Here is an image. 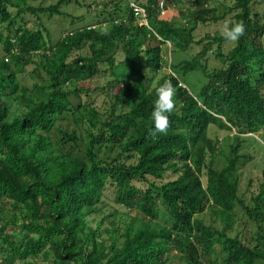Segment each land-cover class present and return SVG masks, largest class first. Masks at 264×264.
<instances>
[{
    "label": "trees",
    "instance_id": "trees-1",
    "mask_svg": "<svg viewBox=\"0 0 264 264\" xmlns=\"http://www.w3.org/2000/svg\"><path fill=\"white\" fill-rule=\"evenodd\" d=\"M31 1L36 0H0V20L8 21L10 30L6 36L0 33L8 58L0 56V198L9 196L12 208L21 210L24 222L15 219L13 226L29 234L19 243L8 232L7 218L0 217L8 264L16 258L37 264L26 260L46 248L45 257L53 255L54 264H167L171 257L184 264H264V172L259 190L247 198L238 168L243 142L233 145L227 164L219 169V140L210 136L215 125L239 135L263 133L264 141V24L253 11L254 0H235L229 32L216 38L196 40V25L183 27L169 8L160 14L161 0H132L147 9L148 24L129 4L127 14L112 19L108 29L87 26L67 33L54 47L42 28L19 25V19L27 11L61 14L67 0L38 8ZM115 9L123 11L120 3ZM221 18L203 7L195 23ZM234 36L236 46L225 54L223 44ZM168 42L181 50L194 43L202 48L151 86L163 68ZM215 45L224 67L211 72L206 60ZM82 46L89 47V55L73 56ZM120 46L125 60L139 68L93 89L101 60ZM32 63L48 77L30 88L21 84L18 73ZM196 70L208 81L194 91L196 84L186 77ZM91 90L105 93L102 106L96 99L83 100ZM73 98L81 101L77 121L93 128L87 160L52 150L48 135L72 110ZM67 134L77 139L79 132ZM103 147L118 151L103 157ZM132 157L135 161L129 162ZM110 183L117 189L116 202L139 212L126 220L120 247L98 239L101 222L93 228L86 220ZM207 209L221 219L222 228L197 216ZM240 209L259 223L248 242L228 232ZM161 213L169 217L167 222L158 220Z\"/></svg>",
    "mask_w": 264,
    "mask_h": 264
},
{
    "label": "rangeland",
    "instance_id": "rangeland-1",
    "mask_svg": "<svg viewBox=\"0 0 264 264\" xmlns=\"http://www.w3.org/2000/svg\"><path fill=\"white\" fill-rule=\"evenodd\" d=\"M132 0H67L61 4V14H52L45 12H35L27 11L24 18L19 19V25H26L30 29H40L42 28L44 34H49L48 40L52 43V47L57 46L60 40L69 32H75L78 29L85 28L87 26L102 27L103 29H108L110 27L112 19L120 20V18L127 14V7L129 2ZM143 4L150 2L149 0H139ZM165 4L172 6L170 8V13H174L177 16V22L183 27L194 26V36L196 40L203 38H216L219 36H224L229 32L230 23L235 19V11H231L230 7L234 6L235 0H161ZM60 0H36L31 1V4L35 7L50 6L58 4ZM122 6L121 12L115 9L116 5ZM253 11L258 12L263 18L262 23L264 24V0H254ZM207 7L209 9H214L218 16H223L220 20H212L208 23H195L196 13ZM16 13V10H15ZM160 14H162L160 12ZM148 23L146 19H143L142 24ZM8 21L0 20V33L6 36L10 33L7 25ZM261 41L264 45V33L261 36ZM237 38L229 37L223 44L222 51L228 54L236 46ZM202 46L198 44H192L187 50H181L175 48L171 43H167L164 46L165 58L163 61V68L160 72L155 75V79L151 83V86H155L158 80L166 73H173V65L178 64L186 59H192L198 52H200ZM217 45L210 51L209 56L206 60L208 63L210 71L214 69L224 67L221 60L216 56ZM78 53L82 55H89V47L82 46L74 51L73 56ZM0 56H6L4 50V44L0 40ZM40 57H36L37 62L40 61ZM8 60V58L6 59ZM113 60V65L110 63ZM139 63L127 62L125 60V52L120 46L117 49L111 51L108 55L104 56L100 62V68L102 71L98 73L91 80V87L93 89H102V87L109 86V83L116 78H123L124 76L137 71L139 68ZM36 64H28L23 67H19L18 79L21 84L26 85L30 88L36 84L44 83V79L48 76L46 72L39 68L36 70ZM41 75H38V74ZM182 74V73H181ZM44 77V79H43ZM183 77V76H182ZM186 77V76H185ZM190 80L191 84H196L192 86V89L196 91L200 86L208 81L207 76L204 72L196 70L186 77ZM190 84V85H191ZM101 86V87H97ZM96 99V104L102 106L105 99V93L102 90H91L88 94H85L84 101H93ZM73 108L70 112L65 113V115L57 122L54 128L49 132L50 140L53 144L52 150L55 149L57 153L70 154L73 157H78L81 159H88V143L90 138L88 134L90 125L87 122H78L81 120L80 111L76 108L80 105V100L78 98H73ZM13 108H17V103H12ZM77 131V139H72L69 137L67 132L73 133ZM97 130L96 128L94 129ZM97 132V131H96ZM84 134V136H83ZM263 133H256L239 135L236 130L221 129L218 126H212L210 128V136L219 140V149L215 157V167L222 169L227 164L228 157L232 154V147L238 140L243 142L242 147L239 150V154H244V157L238 163V168L242 174L241 186L242 190L246 192V197L249 198L252 195V191L259 190V186L263 181L264 172V141L262 138ZM117 148H106L100 149V155L103 157H109L116 155ZM131 151L127 153V156L131 157ZM1 156V152H0ZM49 157V155H46ZM135 161V158H130L129 162ZM206 176L203 177L204 184H206ZM251 189H248V188ZM116 187L112 186L110 183L107 186L104 196L101 201L97 204L96 210L88 209L89 214L87 215V222L93 228H97L100 224V236L99 240H104L107 245L113 243L117 244L118 247L122 246L124 238L122 236L124 232V225L126 220L135 216L139 212L137 208L130 209L125 205L119 204L115 200ZM246 198L247 201H249ZM11 198L9 196L0 198V217L5 216L7 218L6 223L10 225L8 227V232L15 234L19 243H23L29 234L23 228L13 226L14 220L18 219V223L22 224L24 218L21 215V210H15L10 204ZM2 207L4 208V213L2 214ZM197 216L203 218L207 224H214L215 226L222 228L223 223L220 218L211 211L207 209L206 211L199 213ZM158 220L161 222H167L169 220L168 216L161 215L158 216ZM259 226L258 222L249 219L244 215L242 209L237 211L235 221L233 223L232 229L228 232L231 235L239 234L240 237L247 239V235L257 231ZM110 230H113L110 232ZM248 242V241H247ZM5 245L0 243V264H8L9 261L6 259L7 254L4 250ZM49 250L46 248L38 256L29 257L26 262L35 261L37 264H54L55 257L51 255L50 257H45V252ZM5 257V258H4ZM25 261L20 258H16L14 264H24ZM167 264H184V261H180L179 257H171Z\"/></svg>",
    "mask_w": 264,
    "mask_h": 264
},
{
    "label": "built area",
    "instance_id": "built-area-1",
    "mask_svg": "<svg viewBox=\"0 0 264 264\" xmlns=\"http://www.w3.org/2000/svg\"><path fill=\"white\" fill-rule=\"evenodd\" d=\"M130 7L134 9V12L138 17H141L142 19L147 20V9L142 4H139L135 1H133L130 3ZM168 8L170 9V7L167 6L164 1H161L160 9H161L162 14H165V12ZM146 24H148V23H146Z\"/></svg>",
    "mask_w": 264,
    "mask_h": 264
},
{
    "label": "clouds",
    "instance_id": "clouds-1",
    "mask_svg": "<svg viewBox=\"0 0 264 264\" xmlns=\"http://www.w3.org/2000/svg\"><path fill=\"white\" fill-rule=\"evenodd\" d=\"M130 3H131V2H130ZM130 3H129V4H130Z\"/></svg>",
    "mask_w": 264,
    "mask_h": 264
}]
</instances>
